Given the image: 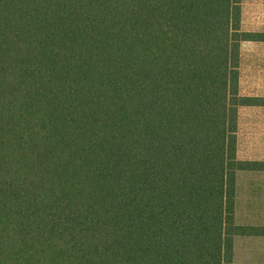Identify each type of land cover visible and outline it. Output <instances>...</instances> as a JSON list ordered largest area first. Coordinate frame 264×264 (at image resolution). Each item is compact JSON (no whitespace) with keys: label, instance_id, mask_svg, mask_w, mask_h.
<instances>
[{"label":"trees","instance_id":"1","mask_svg":"<svg viewBox=\"0 0 264 264\" xmlns=\"http://www.w3.org/2000/svg\"><path fill=\"white\" fill-rule=\"evenodd\" d=\"M243 0H0V264H234Z\"/></svg>","mask_w":264,"mask_h":264},{"label":"rangeland","instance_id":"2","mask_svg":"<svg viewBox=\"0 0 264 264\" xmlns=\"http://www.w3.org/2000/svg\"><path fill=\"white\" fill-rule=\"evenodd\" d=\"M242 11L246 30L264 31V0H243ZM241 88L264 95V43L242 45ZM239 156L264 160V108L240 110ZM237 208L239 222L264 225V173H239ZM234 264H264V238H236Z\"/></svg>","mask_w":264,"mask_h":264}]
</instances>
